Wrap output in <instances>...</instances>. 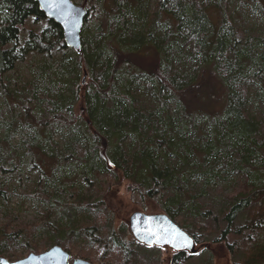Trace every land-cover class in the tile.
I'll list each match as a JSON object with an SVG mask.
<instances>
[{
    "label": "trees",
    "instance_id": "obj_1",
    "mask_svg": "<svg viewBox=\"0 0 264 264\" xmlns=\"http://www.w3.org/2000/svg\"><path fill=\"white\" fill-rule=\"evenodd\" d=\"M71 1L87 11L79 52L64 44L60 26L33 0H0V90L6 101L21 108L22 129L38 125L42 130L25 142L26 148H38L48 135L44 140L53 160L49 175L40 173L43 181H53L50 190L44 186L27 195L45 206L41 223L15 227L0 222V256L14 257L16 246L39 254L59 245L70 259L93 264H152L137 250L159 253L160 248L136 241L127 247L125 229H113L105 194L113 192L112 183H125L129 194L146 201V213L166 214L197 244H205L208 264L216 250L238 254L234 264H264V229L256 227L264 215V121L248 114L250 84L264 78V61L253 51L255 40L234 24L228 0H154L151 9L142 7V0ZM262 2L253 0V10ZM31 54L44 61L60 54L59 73H48L47 81L42 74L12 85L6 75ZM185 59L191 70L181 71ZM141 82L155 95L157 109L138 106ZM55 124L67 129L62 151L53 142ZM164 154L176 156L180 166L162 168L158 157ZM6 165L0 161V177ZM64 166L88 183H93L89 176L108 178L100 182L101 189L95 188L96 199L104 194V206L96 200L82 209L92 215L96 210L94 225L91 221L78 229L58 224L56 217L66 204L89 203L55 181L56 169ZM217 171L238 176L218 212L199 204L190 188L177 185L178 179ZM7 195L8 187L0 184V198ZM184 200L189 204L186 219L180 213ZM244 214L257 220L250 231L239 224ZM77 232L95 238L96 262L88 253L77 254V238L62 237ZM258 245L261 250L255 254ZM185 254L172 253L171 263L184 262L190 257Z\"/></svg>",
    "mask_w": 264,
    "mask_h": 264
},
{
    "label": "rangeland",
    "instance_id": "obj_2",
    "mask_svg": "<svg viewBox=\"0 0 264 264\" xmlns=\"http://www.w3.org/2000/svg\"><path fill=\"white\" fill-rule=\"evenodd\" d=\"M228 2V10L232 16L234 24L240 29L245 30L246 35L255 40L253 51L263 57L262 59H259V62L264 61V3L262 2L259 7H255L256 10H253V7L255 6L253 0H228ZM153 3L154 0H142L141 6L144 7V5L147 4L149 6L147 9H151ZM209 9H211L209 11L211 16L216 17L213 8ZM215 22H217V20H215ZM215 24L218 25L217 23ZM86 25L88 26V24ZM33 26L39 28V24H33ZM167 29L169 30L170 28L165 26L161 27V30H165V32H168ZM162 32L164 31H161V33ZM60 56L61 55L58 54L55 56L54 60L46 58L44 61L42 56L28 55L23 62L16 64L14 71H10L6 76L10 78L12 85H14V83L21 85L24 81L32 82L42 74L46 75L45 80L47 81L49 78L48 73H59ZM175 66L180 67V64L175 63ZM191 66V62L188 59H185L184 64L181 66V71H184L185 67V70H191ZM257 81L258 82L256 83L254 82L250 84L251 102L248 107V114L251 118L264 121V78ZM53 86L54 85L51 83L50 87ZM54 88L55 90H59L61 84H57ZM137 93L140 94L138 98V106L145 109H157L158 102L156 101V97L150 92V89H147L144 82H141L139 87H137ZM0 110L2 114V117H0V161L6 160L7 162L5 167L6 172L0 177V184L8 187L7 198H0V216L2 217L0 222H10L11 226L15 227L39 224L42 219L41 212H44L45 206L32 198H28L27 195L38 188L41 190L44 186H46L47 190H50V185L53 183L51 180L43 181L44 178H40L42 170L46 171L49 175V172L47 171L53 166V160L51 158L52 151L45 142L48 135L43 136L38 148L34 146L31 149H27L25 142L30 143V137L35 131L42 134L41 128L38 125H35L34 129L31 130L28 128L22 129L21 121H24L23 118H21V108L17 105H13L12 101H6L5 94L1 90ZM53 126V142L56 143L59 150L62 151L64 146L63 139L67 134V129H60L58 124ZM13 127H16V129L13 130ZM8 128L10 131H7ZM11 130H13L12 134ZM133 149L134 148H132V150ZM158 162L162 168L167 164L169 167L180 166L178 158L171 155L166 156L164 154L159 156ZM192 162L193 161H190V164H192ZM193 164V168H196L198 161L195 160ZM67 167L68 166L63 167L65 173L62 169H56V174L54 176L55 181L59 184L64 183L68 186L70 192H80L82 197L89 198V203H87L88 205H85V202L81 203L80 201H77L76 206L66 204L63 209L59 211L56 220L60 226H67L68 228H73L76 225L78 229L79 225L89 226L91 221H93L91 224L94 225L96 222L94 218L98 215L96 210H93L94 217L91 219L93 215L90 213L87 214V211L83 212L82 209L91 207L90 204L94 203L96 200H98V206L99 203H102L104 206V194H99V198L96 199L95 188L101 189L100 182H107L108 178H105L102 174L98 180L95 175L89 176L93 183H88L82 179L80 174H76L73 171L74 168L70 167L69 171H66ZM213 174L214 175H212V173L209 175H200L187 180L184 178L178 179L177 185L183 188H190L197 194L195 196H197L196 201L199 204H203L204 207H207L214 212H218L222 208L224 196L231 192L235 182L238 180V176L233 173H219L218 171ZM110 187L113 192L105 194V199L114 214L113 229L116 232H118L119 227L125 229V236H122V238L127 247H129L130 245H134V241H136L129 230V217L136 211L145 212L143 207L146 204V201L137 194H129L126 191L125 183H112ZM183 202L180 213L182 215L181 217L186 219L189 217L186 215L189 213V211L186 210V208L189 207V204L185 200ZM99 217L102 216L99 215ZM256 222L257 220L251 219L250 216L248 217L244 214L239 221V224L242 225L243 228H247L246 230L250 231L254 228ZM258 225L262 230L264 229L263 214H261L260 222L257 223L256 227ZM99 226H101V224ZM79 232H77V236L63 233L62 237L64 236L66 239L77 238V254L79 251L88 253L90 254L92 261L96 262V259L98 258V247L96 244H93L95 238L88 239ZM35 233L40 234L38 232ZM33 237L35 240H39L37 235ZM43 237H45V234L42 235V238ZM39 244L41 245V243ZM205 247L206 245L203 243H195L194 252H187L185 255H190V257L182 263H171V255L175 251L168 247L160 248L162 251L159 253L155 251L141 252L140 250H137V253L152 261V264H208L209 253L205 251ZM7 248L8 247L6 246L5 250H7ZM27 249L28 247L16 246L14 252H11V254H14V257L10 259L7 258V260L12 262L26 257L29 254ZM260 250L261 246L258 245L254 248V253L257 254ZM216 252L217 255L213 257L210 264H234V260L239 258V255L237 254L239 251L236 252V257H232L229 253L222 252L221 250H216ZM0 257L6 258L5 256ZM91 264L93 263L91 262ZM138 264L142 263L138 262Z\"/></svg>",
    "mask_w": 264,
    "mask_h": 264
},
{
    "label": "water",
    "instance_id": "obj_3",
    "mask_svg": "<svg viewBox=\"0 0 264 264\" xmlns=\"http://www.w3.org/2000/svg\"><path fill=\"white\" fill-rule=\"evenodd\" d=\"M33 1L38 4L47 19L60 26L64 36V44L79 52L81 48V31L87 16L85 8L74 4L71 0H66L65 3H59V0H57L56 6H52L51 0H47V2L46 0ZM128 223L133 238L140 244L159 248L169 247L175 251L185 253H191L195 250L193 237L182 230L166 214H146L136 211L130 215ZM175 230H179L190 237L193 246L191 248H181L175 246L179 241H175L173 244L168 243L167 240L171 238V233H174ZM154 233L156 235H153ZM158 236L163 238L157 239ZM69 258V253L59 245H54L45 252L30 253L16 261L10 262L3 257H0V261H6L7 264H91L89 261L80 258H74L69 262Z\"/></svg>",
    "mask_w": 264,
    "mask_h": 264
},
{
    "label": "snow or ice",
    "instance_id": "obj_4",
    "mask_svg": "<svg viewBox=\"0 0 264 264\" xmlns=\"http://www.w3.org/2000/svg\"><path fill=\"white\" fill-rule=\"evenodd\" d=\"M47 2V0H46ZM66 0H59V3H65ZM52 6H56L57 0H51ZM171 232V230H170ZM153 235H156L155 233ZM163 237H157V239H162ZM254 239V237H253ZM175 241H179L175 246L181 248H191L193 246V241L190 237H188L185 233L180 232L179 230H175L174 233H171V238L167 240L168 243L173 244ZM151 247V245H149ZM0 264H7L6 261H0Z\"/></svg>",
    "mask_w": 264,
    "mask_h": 264
},
{
    "label": "bare ground",
    "instance_id": "obj_5",
    "mask_svg": "<svg viewBox=\"0 0 264 264\" xmlns=\"http://www.w3.org/2000/svg\"><path fill=\"white\" fill-rule=\"evenodd\" d=\"M46 17V16H45ZM49 20V19H48Z\"/></svg>",
    "mask_w": 264,
    "mask_h": 264
}]
</instances>
